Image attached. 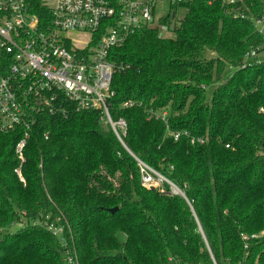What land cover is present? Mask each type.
Returning <instances> with one entry per match:
<instances>
[{
  "label": "trees",
  "instance_id": "obj_1",
  "mask_svg": "<svg viewBox=\"0 0 264 264\" xmlns=\"http://www.w3.org/2000/svg\"><path fill=\"white\" fill-rule=\"evenodd\" d=\"M226 1L171 6L161 27L186 11L173 38L145 27L111 52L125 145L65 100L37 115L24 163V132L0 137V264H264V64L249 59L264 0ZM137 160L183 196L143 187Z\"/></svg>",
  "mask_w": 264,
  "mask_h": 264
},
{
  "label": "built area",
  "instance_id": "obj_2",
  "mask_svg": "<svg viewBox=\"0 0 264 264\" xmlns=\"http://www.w3.org/2000/svg\"><path fill=\"white\" fill-rule=\"evenodd\" d=\"M159 1L0 0V137L24 132L16 146L21 163L37 115L45 109L53 113L62 100L78 113L100 112L103 124L125 145L127 124L122 119L114 121L110 114L109 101L115 95V66L110 54L131 36L152 27ZM168 2L179 6L192 0ZM224 4L232 7L237 3L227 0ZM231 15L238 20L248 19L242 11H231ZM255 28L264 31V17L255 21ZM75 34L89 36L88 42L79 45L82 41L78 44ZM249 59L256 65L264 64V52H253ZM141 106L132 101L123 105ZM167 117V111L149 112L150 120L167 124ZM173 136L175 141L180 138V134ZM137 164L146 189L166 183L173 193L179 191L147 165L139 160ZM17 173L21 177L20 170ZM48 229L55 235L63 232L53 225ZM69 264H74L71 259Z\"/></svg>",
  "mask_w": 264,
  "mask_h": 264
},
{
  "label": "rangeland",
  "instance_id": "obj_3",
  "mask_svg": "<svg viewBox=\"0 0 264 264\" xmlns=\"http://www.w3.org/2000/svg\"><path fill=\"white\" fill-rule=\"evenodd\" d=\"M170 11H171V5L168 2V0L159 1L157 6H156V12H155V16H154L155 17V21H154V23L152 25L153 28L158 29L160 37L165 38V39L174 37V34H173L174 24H178L177 21H180L182 18H184L185 14H186L185 10H182V9L179 10L178 13H177V20L174 21L173 25L171 26V29H168L167 27H161L159 25V21L161 19L165 18L170 13ZM73 37H74L75 41L78 44L82 41V44H79V45H83L84 43H87L88 40H89V36H82V35L75 34V35H73ZM233 73H234V70H228L227 71V76H232ZM207 92H208L209 96H211L212 93H213V88H209L207 90ZM103 128H104L105 133H108L109 130L106 127V125H103ZM170 189L172 191L171 187H170ZM174 194L183 196V194L181 192H179V191H175ZM20 227H22L21 224H19L16 227H14L12 229V231L19 230V229H21ZM12 231H11V233H13Z\"/></svg>",
  "mask_w": 264,
  "mask_h": 264
},
{
  "label": "water",
  "instance_id": "obj_4",
  "mask_svg": "<svg viewBox=\"0 0 264 264\" xmlns=\"http://www.w3.org/2000/svg\"><path fill=\"white\" fill-rule=\"evenodd\" d=\"M173 19H175V14H173ZM151 190H155V188H151ZM118 209H113V210H110V213L111 214H114Z\"/></svg>",
  "mask_w": 264,
  "mask_h": 264
}]
</instances>
